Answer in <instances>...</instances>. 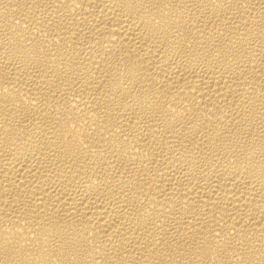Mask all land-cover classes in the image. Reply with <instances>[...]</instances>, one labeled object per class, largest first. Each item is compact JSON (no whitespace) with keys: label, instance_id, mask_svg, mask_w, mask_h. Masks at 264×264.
<instances>
[{"label":"bare ground","instance_id":"obj_1","mask_svg":"<svg viewBox=\"0 0 264 264\" xmlns=\"http://www.w3.org/2000/svg\"><path fill=\"white\" fill-rule=\"evenodd\" d=\"M0 264H264V0H0Z\"/></svg>","mask_w":264,"mask_h":264}]
</instances>
